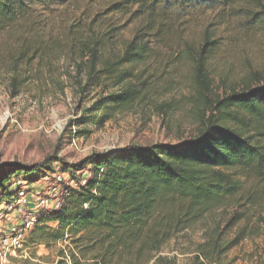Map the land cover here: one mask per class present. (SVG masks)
<instances>
[{"label": "trees", "instance_id": "16d2710c", "mask_svg": "<svg viewBox=\"0 0 264 264\" xmlns=\"http://www.w3.org/2000/svg\"><path fill=\"white\" fill-rule=\"evenodd\" d=\"M53 1L61 7L70 3L83 12L66 22L58 37L47 30L45 14L51 0H0V78L9 81L16 94L23 68L35 62L44 65L50 57L71 59L87 70L90 83L104 86L106 94L84 109L76 124H87L90 113V121L99 118L102 124L150 95L151 87L143 81L145 69H139L162 60L165 49L171 51L166 59L187 63L193 72L201 98L198 133L178 145H130L74 165L51 156L32 166H1L0 212L21 190L15 181L30 186L44 170L53 171L54 163L67 164L64 173L71 180L62 184V206L38 212L26 245L51 250L69 242L68 252L58 250L57 264H69L68 258L70 264H172L162 256L164 248L206 216L240 208L263 215L264 71L255 75L257 86L208 98L207 66L219 53V41L208 31L199 43L191 41L176 28L180 22L183 29L188 23L199 25L210 13L236 10V4L232 0ZM244 15L252 16L254 27L264 29V7ZM133 22L138 27L131 39H125L123 30ZM79 173L89 176L78 177ZM245 217V212L235 213L226 225L207 229L191 264H226L227 253L247 232L242 229L230 239L231 230Z\"/></svg>", "mask_w": 264, "mask_h": 264}, {"label": "rangeland", "instance_id": "374dc122", "mask_svg": "<svg viewBox=\"0 0 264 264\" xmlns=\"http://www.w3.org/2000/svg\"><path fill=\"white\" fill-rule=\"evenodd\" d=\"M52 1L45 19L49 23L47 30L58 37L64 31L63 25L83 12L70 3L61 7ZM232 3L236 4V10H227L222 16L210 13L199 25L188 23L184 28L186 31L180 24L183 22L176 27L191 41L199 43L207 31L219 41V53L207 66L211 80L208 98H222L233 90L257 86L255 75L264 71V29L254 27L252 16L249 19L243 17L248 10L264 7V0H232ZM137 27L135 22L129 24L123 30L125 39H131ZM162 52L166 57L171 51L163 49ZM165 57L139 69H145L143 81L152 90L143 102L111 115L102 124H98L99 118L90 121L91 113L87 114L89 121L81 127L76 122L84 116L83 110L92 107L106 94L104 86L90 83L87 70L71 59L50 57L44 65L35 62L23 68L17 94L10 82L1 77L0 167L11 164L32 166L44 163L51 156L74 165L94 154L120 151L130 145H178L194 139L198 133L201 98L193 72L187 63H176ZM80 131L84 134L79 135ZM66 165L54 163L53 171L44 170L43 176L34 178L35 183L30 186L23 180L13 183L26 193L27 204L22 206L26 213L9 211L3 206L0 238L21 224L25 214L40 211L37 210L38 199L48 195L50 187L57 183V176L64 179L63 185L70 183V175L64 173ZM77 176L85 178L89 174ZM244 212L246 217L231 230L230 239L242 229L247 232L240 244L227 253L225 263L264 264V214L247 208L227 209L206 216L194 228L175 237L164 248L162 256L172 264H191L197 247L205 240L207 229L226 225L235 213ZM29 231L25 234L23 247L16 256L10 257L9 264H57L60 260L58 250L70 247L69 242L51 250L45 246L29 247L26 245Z\"/></svg>", "mask_w": 264, "mask_h": 264}, {"label": "built area", "instance_id": "2783aa9c", "mask_svg": "<svg viewBox=\"0 0 264 264\" xmlns=\"http://www.w3.org/2000/svg\"><path fill=\"white\" fill-rule=\"evenodd\" d=\"M57 183L52 185L49 189L48 195L38 199L37 210H43L45 212H50L57 210L62 206V200L60 198L61 187L64 179L61 175L56 177ZM83 184L86 181H82ZM75 184H72V186ZM27 204L26 193L20 191L17 199L10 204L7 208L9 211L18 210L23 212L22 206ZM26 213V212H23ZM38 212L30 211L24 215L22 223L13 227L9 233H6L3 237L0 238V264H9V259L11 256L15 255L18 250L23 247L24 237L27 231L31 230L37 222Z\"/></svg>", "mask_w": 264, "mask_h": 264}]
</instances>
